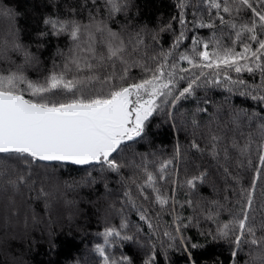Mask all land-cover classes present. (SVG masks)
<instances>
[{"label": "snow or ice", "instance_id": "snow-or-ice-1", "mask_svg": "<svg viewBox=\"0 0 264 264\" xmlns=\"http://www.w3.org/2000/svg\"><path fill=\"white\" fill-rule=\"evenodd\" d=\"M40 6L42 27L25 42L19 5L0 0V208L15 214L20 198L50 212L54 203H73L68 191L100 183L108 190L114 176L120 206L109 208L121 222L95 245L99 264H171L170 250L197 264L193 250L206 245L192 229L206 242L227 243L229 264H240L241 254L243 264H264V0H171L172 13L153 25L133 22L136 0ZM205 29L207 37L199 34ZM61 38L67 43L57 45L51 68L29 78L41 51ZM207 88L251 100L259 111L225 97L209 113L213 102L197 97ZM189 99L197 106L180 113L185 143L168 156L129 151L148 138L156 114L179 131L177 111ZM203 113L207 120L198 118ZM66 165L91 170L62 181L57 172ZM204 186L211 196L201 194ZM129 212L141 223L132 224ZM125 245L135 254L108 250Z\"/></svg>", "mask_w": 264, "mask_h": 264}, {"label": "trees", "instance_id": "trees-1", "mask_svg": "<svg viewBox=\"0 0 264 264\" xmlns=\"http://www.w3.org/2000/svg\"><path fill=\"white\" fill-rule=\"evenodd\" d=\"M13 6L17 4L21 9L20 25L24 29L23 39L25 42L32 40L34 33L42 25L40 18L46 11L40 6V0H12ZM140 15L134 17L133 22L147 23L153 25L159 15L167 18L173 11L171 0H136ZM136 10L133 9V12ZM123 20V17L120 18ZM200 35L207 37L210 31L201 30ZM164 46L167 47L171 41L170 35L163 37ZM67 41L65 38L53 39L46 48L41 51V65L38 69H28L27 75L36 79L40 74L46 73L51 68V56L57 45L64 48ZM190 40L185 42V47ZM246 79H251L245 74ZM210 99L213 103L208 106L209 113L215 111V105L223 103L225 97H229V103L250 110L259 109L251 100L231 95L220 88L199 89L197 97ZM197 106L196 99H189L179 105L176 123L180 130L174 131L172 121L165 114H156L151 118L148 127V138L133 143L130 152L151 153L156 152L162 156L171 155L177 141L185 143L188 133L184 130L180 113H190ZM227 105L225 106V111ZM208 113L200 114L203 120L208 119ZM91 169L80 166H64L58 170L57 175L62 181H79ZM95 174V173H94ZM214 175V170H213ZM210 180L212 177L210 176ZM218 179V177H217ZM109 189L106 190L103 183L91 187L82 186L74 191H68L65 199L73 201L72 204L54 203L50 212L44 210L42 202L25 203L18 198L15 214L0 208V264H99V257L93 252L95 245L104 244L101 235L106 227H119L121 217L115 214L109 205L116 202L119 208L120 186L117 178L110 176L108 180ZM111 192L112 194H109ZM201 194L205 197L211 196V186H204ZM221 197L223 193L220 194ZM33 214L37 219L33 220ZM192 210L187 209L184 215H191ZM128 220L132 224H140L138 216L134 212L127 213ZM228 213L222 214L221 219L226 220ZM165 220H171L166 216ZM203 227H209L208 223L202 221ZM148 229L142 225L141 235L146 237ZM197 230L192 229L190 236L196 237L202 249L193 250V257L197 264H229L230 249L225 242H206L203 237L197 236ZM153 239H155L153 237ZM109 252L118 254L120 251L135 254L134 245H125L119 248H109ZM171 264H187V254L175 250L169 251ZM241 254L240 264H243Z\"/></svg>", "mask_w": 264, "mask_h": 264}]
</instances>
